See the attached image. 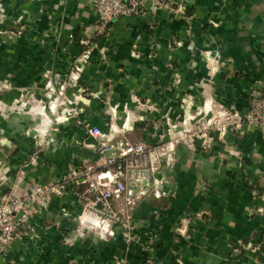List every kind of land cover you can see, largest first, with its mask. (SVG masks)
<instances>
[{"label": "crops", "instance_id": "crops-1", "mask_svg": "<svg viewBox=\"0 0 264 264\" xmlns=\"http://www.w3.org/2000/svg\"><path fill=\"white\" fill-rule=\"evenodd\" d=\"M164 1L166 6L155 8L148 2L142 13L118 16L109 29L94 32L98 20L89 0H2L3 24L17 17L32 21L20 35L0 34V54L10 59L6 70L22 85L37 86L44 69L67 76L68 57L88 46L87 58L78 61L76 84L82 117L102 131L125 121V137L136 134L145 142L155 141L166 121L194 114L204 99L246 109L251 94L264 90V0ZM78 39L85 41L82 47ZM134 97L152 104L139 107ZM123 103L129 106L126 112ZM106 104L116 106L109 123L100 115L107 112ZM39 107L34 117L40 122L33 126L34 117L26 112L0 114V154L11 151L13 164L31 149L25 130L32 126L40 136L48 134L36 165L24 168L23 180L51 178L69 163L99 164L105 155L90 145L92 137L71 122L47 130L51 120ZM199 142L176 145L175 160L164 170L163 194L142 199L134 208L136 231L144 240L147 234L155 236L151 246L163 264H264V212L254 209L264 192V129L227 132L204 148ZM59 200L77 211L75 199L61 196L45 214L59 215L54 208ZM49 240L53 247L59 243ZM123 247L115 230L107 238H77L68 250L74 264H109ZM55 253L54 264H64L62 248ZM127 254L132 262L141 260L134 242ZM11 256L22 264L49 263L39 253L28 258L14 251Z\"/></svg>", "mask_w": 264, "mask_h": 264}, {"label": "rangeland", "instance_id": "rangeland-1", "mask_svg": "<svg viewBox=\"0 0 264 264\" xmlns=\"http://www.w3.org/2000/svg\"><path fill=\"white\" fill-rule=\"evenodd\" d=\"M4 18L5 7L2 0H0V34H2L3 32L8 36L20 35L22 31L27 28V25L32 22L28 17L27 19L25 18V22L19 20L20 17H17V20L3 24ZM67 37L68 39L72 40V32L71 36H68L67 33ZM2 41L5 42V40ZM177 41L178 39L174 40V43L177 44ZM82 45L84 44H80L81 47ZM83 47L89 49V47L86 45H84ZM79 55L80 53L78 52L76 55L68 57L67 62L69 67L67 76L61 77L62 75L58 71L44 69L40 74L39 85L25 86L22 85L19 80L16 81L14 79V75L6 70L7 62L10 61L9 57L5 54H0V114L2 115V112L5 110L12 112L23 111L34 117V108L41 106V108L46 111L51 120L49 122L47 130H50L52 127H57L58 124L65 122H71V124L79 126L82 129L83 122H76V119L79 117L80 119L88 122V120L82 117V107L79 108L77 113H73V110H71L70 108L74 107L71 106L74 104V102H67V98L73 97V94L76 92L77 82L75 85L70 84L68 86H65L61 94H58L57 85L58 80L65 79V81L70 82L69 73L70 71H74L75 63L78 64V61L83 62V59L78 58ZM86 58L87 57H85L84 59ZM48 79H50L51 85H48L46 83V80ZM10 90L12 93L11 98L5 100L3 98V95ZM53 97H57L55 100L56 108L54 110H51V108L49 107V101L53 100ZM133 100H135V104L139 107L148 108L152 104L150 103V101L146 99H140L139 97H134ZM209 100L210 110L208 115L210 116L212 113H214L213 108L215 107V105L212 104L211 99ZM51 103L53 105V102ZM79 105L77 104L76 107L78 108ZM64 106L70 109V113L72 115L67 120L58 122L56 120V116L60 115V110L63 109ZM128 107L129 106L126 103H123L122 108L124 109V111ZM114 108L116 109V106L106 104L107 112H104L103 110L100 112L101 116H106V119L108 118V123L111 121L112 117V114L110 113L113 112V117L116 115V110L113 111ZM217 108L219 110H229L222 104H219ZM110 110L111 112H109ZM222 119L224 122L225 117L222 116ZM39 122L40 121H38L37 118L34 117L32 126L37 125ZM32 126L24 131V133L27 134V136L32 140L31 149L18 164H13L11 163V161H9V155L11 151H9V153L7 151H4L0 154V264H22L18 260L14 259L13 256H11L12 252L14 251H18L21 257L28 258H32L35 253H39L40 255H44L47 257V259H49L48 264H54L57 256L55 250L61 248L63 253L67 257L64 264H74L76 263V260L72 256H70V252L68 249L77 240V238H82L89 234L96 235V237L99 238H107L109 236H113L115 234V230H117V232L120 234L124 243V247L121 254H112L111 262L109 264H142L145 256L143 254L144 252H142V250L140 249L139 251L141 254L139 255V257L140 259H143V261L139 260V262L136 263L135 261L132 262V260L129 259L127 252L131 242L128 240V238L131 237L134 243H136L138 246L140 244L142 246H148V248L153 251L154 246L151 245L155 240L154 235L152 236V234H147L144 240L140 238V235L136 231L135 226L129 228L128 226L121 225L120 222H114V234L101 237L98 235L96 228L81 225L78 215L81 214L83 203H79L71 193V188L69 185L70 180L67 176L68 171L71 168L76 167V165H71L69 163L61 173H58L57 175L52 176L48 179L23 180L24 168L30 166L33 167L36 165L37 160H39L40 150L47 144L48 141V134H46V132L45 134H43V136H40L39 129L31 131ZM165 126L166 124L159 133L155 134V136L157 137L155 141L148 142L150 145L160 143L162 141L164 142L167 139V134L162 132L164 131ZM243 128L246 131L251 129L252 127H246L245 125H243ZM108 131L109 129L103 132ZM227 132L237 131L233 128L227 129V131L224 130L221 139H224V136ZM121 136H125V132L117 133L116 135H114V137ZM129 136L130 140L138 139L136 134H129ZM212 138H214V136ZM118 151V148L112 147L102 151V153L105 156H116ZM173 155V160L169 161V163H167L166 165H162V167L159 166V168H162L164 175L165 168L171 166L175 160V149ZM96 160H98V158ZM99 161L100 162L97 165L89 162L85 164H91V170L94 171L103 166L101 164V160ZM65 179H67V181H65ZM43 185H45L43 191H37L31 194L32 187ZM262 193L263 192H260L258 194L259 203L254 206L255 210L256 207H264V200L259 197V195H261ZM30 196H33V198H30ZM61 196H69L75 199V201L78 203L77 211H69L66 208L67 205H62L61 200H59L57 206L54 207L56 208L55 210L57 213H59V215L45 214L44 211L46 209L48 210L50 202L56 201ZM148 197L153 196L148 195L145 198ZM55 216H58L59 219ZM68 222L74 223V226H68ZM50 227H52L51 230L49 229ZM102 233L103 231L100 230L99 234ZM49 238H57L59 243L57 242L58 244L53 247L50 243Z\"/></svg>", "mask_w": 264, "mask_h": 264}, {"label": "built area", "instance_id": "built-area-1", "mask_svg": "<svg viewBox=\"0 0 264 264\" xmlns=\"http://www.w3.org/2000/svg\"><path fill=\"white\" fill-rule=\"evenodd\" d=\"M148 2L151 8L167 5L164 0H89V5L98 20V27L96 26L94 32L109 29L110 21L118 16L142 13ZM68 36H71V32ZM77 41L85 43L80 39ZM87 54L88 48L82 47L78 58L85 60ZM205 58L209 59L206 53ZM79 69L80 66L75 63L74 71L69 73L70 82L65 79L58 80V94L62 93L65 86L76 84ZM46 83L51 85L50 79L46 80ZM79 90L80 87H77L73 97L67 98L68 103L74 102L71 105L74 107L70 108L73 113H77L81 108L76 107ZM56 98L53 97V100L49 101L51 110L56 108ZM207 100L208 108L205 107ZM217 106L219 104L215 105L214 113L209 116L210 100L204 99L194 114H183L178 119L166 121L162 132L167 134V139L153 145L142 140H130L125 136L117 138L112 143L115 132H126L125 121L117 128L110 126L109 131H112L110 134L80 117L77 118V123L83 122V131L94 139L90 145L96 146L98 152L109 147H116L119 150L116 156H101L103 166L97 170H91V164H83L76 165L68 171L71 193L79 203H83L81 214L78 215L81 225L96 228L101 237L110 235L109 231L114 230V222H120L129 228L134 227L133 213L136 203L148 195L160 197L163 194L165 175L159 166L162 167L174 159L176 145L194 147L195 139H198L199 145L204 148L213 136L221 138L227 129L233 128L237 132H243V125L264 129V90L253 92L244 110H219ZM70 109L64 106L59 113L61 119L59 120L57 115L56 120L62 122L71 117ZM222 116L225 117L224 122ZM44 188L45 185L32 187L31 194L43 191ZM259 197L264 200V192ZM256 210L264 212V207H256ZM100 229L103 230L102 234H99ZM128 240L134 242L131 237ZM138 247L145 256L144 261L141 259L142 264H163L148 246L140 244Z\"/></svg>", "mask_w": 264, "mask_h": 264}, {"label": "bare ground", "instance_id": "bare-ground-1", "mask_svg": "<svg viewBox=\"0 0 264 264\" xmlns=\"http://www.w3.org/2000/svg\"><path fill=\"white\" fill-rule=\"evenodd\" d=\"M51 102H53V101H51ZM128 111V110H127ZM126 112V111H125ZM58 119L60 120L61 119V114L60 115H58ZM126 124V123H125ZM85 216V214L83 215V217ZM93 220H95V218L93 219ZM101 231H103L102 229H100ZM109 233L110 234H113L114 233V230L113 229H111V231H109Z\"/></svg>", "mask_w": 264, "mask_h": 264}, {"label": "trees", "instance_id": "trees-1", "mask_svg": "<svg viewBox=\"0 0 264 264\" xmlns=\"http://www.w3.org/2000/svg\"><path fill=\"white\" fill-rule=\"evenodd\" d=\"M173 264H175V263H173Z\"/></svg>", "mask_w": 264, "mask_h": 264}]
</instances>
